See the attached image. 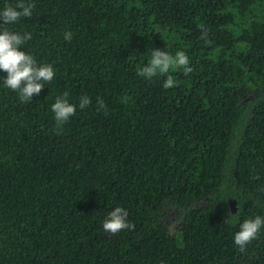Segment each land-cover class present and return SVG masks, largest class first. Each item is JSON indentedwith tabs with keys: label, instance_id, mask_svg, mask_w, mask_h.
Instances as JSON below:
<instances>
[{
	"label": "trees",
	"instance_id": "16d2710c",
	"mask_svg": "<svg viewBox=\"0 0 264 264\" xmlns=\"http://www.w3.org/2000/svg\"><path fill=\"white\" fill-rule=\"evenodd\" d=\"M30 2L0 31L32 33L22 50L55 75L21 102L0 71V264H264V226L234 244L264 217V0ZM153 48L193 71L137 75ZM117 206L134 230H103Z\"/></svg>",
	"mask_w": 264,
	"mask_h": 264
},
{
	"label": "clouds",
	"instance_id": "9594fccd",
	"mask_svg": "<svg viewBox=\"0 0 264 264\" xmlns=\"http://www.w3.org/2000/svg\"><path fill=\"white\" fill-rule=\"evenodd\" d=\"M34 4L30 0H17L15 5H6L0 10V25L15 24L20 18H30L33 15ZM207 33H205V36ZM73 34L64 33V39L70 41ZM32 39V33L23 34L3 30L0 31V71L5 72L6 78H3L4 86L18 93L21 102H29L34 96L40 95L45 84L51 82L55 72L51 64H41L30 54L22 50V46ZM203 39V37H201ZM207 43V41H205ZM189 57L183 51H177L173 56L169 52L160 48H153L151 59L143 67L139 68L137 75L152 79L158 74L166 75L170 69L182 68L185 75L190 74L193 69L189 66ZM175 86V80L171 75L163 82V87L169 89ZM68 93L63 97L57 96L55 103L51 106L54 118L58 123L67 122L76 114L77 106L70 103L67 99ZM123 103L128 102L125 96ZM91 104V99L87 95L79 98V108L84 109ZM107 111V106L103 100H97V111ZM235 215L229 214V218ZM128 212L122 207H115L108 212L103 221V230L110 234H117L122 230H134L135 225L127 220ZM262 226H264V217L256 216L254 219L244 220L239 224V230L234 235V244L244 251L246 246L257 238Z\"/></svg>",
	"mask_w": 264,
	"mask_h": 264
},
{
	"label": "water",
	"instance_id": "95a60500",
	"mask_svg": "<svg viewBox=\"0 0 264 264\" xmlns=\"http://www.w3.org/2000/svg\"><path fill=\"white\" fill-rule=\"evenodd\" d=\"M231 206H232V208H235V205H234V203H232V204H231Z\"/></svg>",
	"mask_w": 264,
	"mask_h": 264
},
{
	"label": "rangeland",
	"instance_id": "374dc122",
	"mask_svg": "<svg viewBox=\"0 0 264 264\" xmlns=\"http://www.w3.org/2000/svg\"><path fill=\"white\" fill-rule=\"evenodd\" d=\"M172 228L175 229V225Z\"/></svg>",
	"mask_w": 264,
	"mask_h": 264
}]
</instances>
